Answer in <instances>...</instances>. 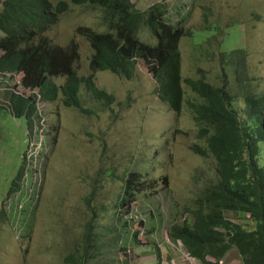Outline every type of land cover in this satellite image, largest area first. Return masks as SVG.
Returning a JSON list of instances; mask_svg holds the SVG:
<instances>
[{
    "label": "rangeland",
    "instance_id": "rangeland-1",
    "mask_svg": "<svg viewBox=\"0 0 264 264\" xmlns=\"http://www.w3.org/2000/svg\"><path fill=\"white\" fill-rule=\"evenodd\" d=\"M50 1L54 5L66 1L69 9L58 15L44 36L58 47L70 46L74 57L70 66L80 77L89 76L93 50L77 30L106 31L102 12L69 0ZM134 2L142 11L162 5L168 22L194 28L192 37L186 36L180 43L181 81L198 78L202 71L207 78H215L218 63L207 58V52L224 41V49L246 46L249 71L258 77V89L264 91V0ZM2 8L0 0V12ZM207 20L218 23L221 29L215 41L202 44L200 37L213 33L204 29ZM139 38L157 44L147 28ZM23 77L19 71L0 70V264H68L65 259L70 254H82L76 245L85 244L84 225L90 219L94 237L88 264H203L191 258L181 243L178 246L166 238L174 219L180 220L184 213L177 211L192 207L195 198L218 181L215 160L190 149L198 141L194 140L196 126L186 101H193L196 95L186 89V101L176 112L158 96V82L145 67L138 68L132 79L100 72L94 78L95 85L115 96L109 107L92 99L84 88L83 108L89 113L66 108L62 95L54 103L39 102L40 127H44V137L48 131L50 148L49 156L42 159L37 156L42 135L35 122L29 123V108L23 110L13 104L19 101L12 95L15 86L18 92L28 93ZM64 81V77L54 79L59 86ZM138 170H147L144 175L149 173L158 187L147 193L136 192L128 199L120 210L123 225L118 210L126 193L124 180L128 173ZM24 178L28 180L25 187ZM17 184L24 191L10 194ZM9 194L12 201L3 208ZM20 212L24 214L18 215ZM228 215L236 218V214ZM114 219L122 226H115L118 229L113 240L110 228L115 225ZM20 224L28 228L25 238L17 234ZM133 232L131 238L129 233ZM158 252L161 258L150 260ZM225 257L224 264H241L235 249Z\"/></svg>",
    "mask_w": 264,
    "mask_h": 264
},
{
    "label": "trees",
    "instance_id": "trees-1",
    "mask_svg": "<svg viewBox=\"0 0 264 264\" xmlns=\"http://www.w3.org/2000/svg\"><path fill=\"white\" fill-rule=\"evenodd\" d=\"M69 1L102 12L106 31L77 30L93 49L90 67L94 72L89 77H80L73 71L72 48L58 47L44 39L34 44L33 36L54 24L58 15L69 9L66 1L54 5L50 0H3L0 70L29 68L36 75L32 86H39L44 100H54V94L61 89L64 104L83 113L91 111L83 108L84 100L79 96L82 84L95 101L107 107L115 101L112 94L95 86L94 73L109 71L132 79L139 62L154 74L158 81L157 94L172 110L178 111L183 106L186 89L196 93L195 100L186 102L198 141L190 149L215 160L218 181L208 185L193 207L185 209V219L173 224L169 236L175 241L181 240L190 255L203 264H220L232 249L237 251L241 264H264V91L258 89L259 79L249 71L246 46L224 49V41L214 42L207 58L218 63L216 77L207 78L202 71L198 78L187 77L181 81L180 43L184 37H192L194 28L165 24L161 5L142 11L134 0ZM144 26L156 34L157 45L139 39ZM204 29L213 33L200 37L199 42L211 44L221 28L218 23L207 20ZM47 74L66 76L67 81L58 87L48 80ZM142 177L140 171L128 173L119 210L132 195V185ZM228 213L236 214V218ZM93 237L89 224L85 244L76 245L82 254L77 257L72 253L66 262L88 264Z\"/></svg>",
    "mask_w": 264,
    "mask_h": 264
},
{
    "label": "clouds",
    "instance_id": "clouds-1",
    "mask_svg": "<svg viewBox=\"0 0 264 264\" xmlns=\"http://www.w3.org/2000/svg\"><path fill=\"white\" fill-rule=\"evenodd\" d=\"M154 5H157V4H154ZM154 5H152V6H154ZM152 6H150V7H152ZM162 6V5H161ZM149 7V8H150ZM162 7H164V6H162ZM144 11V10H143ZM165 11V10H164ZM165 16H166V11H165V15H164V23L165 24H167V25H170V26H180L181 25V22L179 23V24H177V23H171V22H168L167 20H166V18H165ZM51 24H53V23H51ZM50 25V24H49ZM48 25V26H49ZM48 26H47V28L46 29H43V31L42 32H40V33H38L36 36H33V39H34V44H40V42H41V39H44L45 41H49V38H48V36H44V34L48 31ZM144 28H147V29H149L153 34H154V36H155V38H156V40H157V43H158V37L156 36V34L148 27V26H144L143 28H142V30L144 29ZM181 28H183V29H185L184 27H182L181 26ZM192 29V28H191ZM141 30V31H142ZM140 31V32H141ZM3 32V31H2ZM140 34V33H139ZM40 35H42L41 37H40ZM3 36H4V34H3ZM139 36V35H138ZM38 37H40V38H38ZM140 39V38H139ZM144 43H146V42H144ZM146 44H149V43H146ZM149 45H151V44H149ZM157 45V44H156ZM56 46V45H55ZM91 46V45H90ZM155 46V45H154ZM60 47V46H59ZM62 48H68V47H62ZM69 48H71L70 46H69ZM92 48V47H91ZM93 50V49H92ZM74 58V57H73ZM92 59V58H91ZM73 61V60H72ZM90 63H91V61H90ZM142 67V65L140 64V62H139V64L137 65V68H136V70H135V72L136 71H138V68H141ZM143 67H145V66H143ZM90 69H91V67H90ZM6 69H4V70H1V71H5ZM6 71H9V72H12V71H10V70H6ZM13 71H19L20 73H23L24 74V77L22 78V84H23V86L26 88V90H25V92H28V93H21V92H18V89L16 88V86H15V93H12V95H14V96H17L18 98H19V101L18 102H16L15 100L13 101V104H15V103H17V104H19L21 107H22V109H26V108H29V110H28V112L29 111H32L31 112V115L29 116V119H30V121H29V123H32V122H35L36 124H37V129L40 131V133H41V135H42V145L37 149V156L38 157H41L42 159H45V157H48L49 156V153H50V148H49V146H48V131H47V129L45 130L46 131V137H44L43 135H44V127H40V118H39V116H38V114H40V115H42L41 114V111L39 110V102H42V103H44L45 105H46V103H54L55 101H57V97L58 96H61L62 95V97L61 98H63V103H64V95H63V93H62V90L61 89H59L58 90V93H55L54 95V97H55V99L54 100H44L43 99V96H42V93L40 92V88H39V86H32V83L35 81V79H36V75L35 74H33L30 70H29V68H27V67H22L21 69H14ZM73 71L76 73V71L73 69ZM94 71H92V69H91V74L93 73ZM100 72H104V71H98L97 73H94V77H93V79L95 78V76L97 75V74H99ZM3 74H5V73H3ZM77 74V73H76ZM90 74V75H91ZM5 75H7V74H5ZM78 75V74H77ZM89 75V76H90ZM79 76V75H78ZM89 76H87V77H89ZM46 77H48V80L50 81V82H52V83H55L54 82V79L55 78H58V77H64L65 78V81H64V83L61 85V86H63V85H65V83H66V81H67V77L66 76H62V75H60V76H54V75H51V74H47L46 75ZM84 77V76H83ZM156 78V77H155ZM157 80V79H156ZM94 83H95V79H94V81H93ZM158 82V81H157ZM58 87H61V86H59L57 83H55ZM96 84V83H95ZM96 87H97V85H95ZM158 86V85H157ZM186 87V85H184V88ZM85 89L87 92H89L88 90H87V88H86V86L84 85V84H82V87H81V89H80V92H79V96H80V99L82 98V89ZM98 88V87H97ZM98 89H100V88H98ZM100 90H104V89H100ZM106 91V90H105ZM188 91L190 92V93H192L191 91H190V89L188 88ZM89 96H91L92 97V95L90 94V92L89 93H87ZM110 94V93H109ZM195 95H196V93H194ZM114 96V95H113ZM115 97V96H114ZM196 98H197V95H196ZM195 98V99H196ZM83 99V98H82ZM194 99V100H195ZM187 100H190V101H192L191 99H187ZM186 101V94H185V100H183V102H185ZM187 102V101H186ZM100 103V102H99ZM102 104V103H101ZM65 105V104H64ZM103 105L104 106H106V104L105 103H103ZM26 106V107H25ZM66 106V105H65ZM169 106V105H168ZM107 107V106H106ZM66 108H68V109H70L71 107H67L66 106ZM73 109H76V108H74V107H72ZM171 110H172V108H170ZM77 110H79V109H77ZM172 111H176V110H172ZM176 112H179V110L178 111H176ZM38 113V114H37ZM194 121V120H193ZM195 128V127H194ZM194 131H195V134H196V129H194ZM194 140H196V137L194 138ZM41 152H43L44 154L43 155H41ZM37 170H39V169H41L40 167H37L36 168ZM35 170V169H34ZM139 171V170H138ZM147 172V170H143V171H141L142 172V174H143V177L140 179V182L136 185V187L132 190V195L129 197V198H132V197H134V195H135V193L137 192L138 194H142V193H147V190L148 189H150V188H154V190H156V188L158 187L157 186V184H158V182H157V180L156 179H154V178H149V173L148 174H146V175H144L146 172ZM22 176V175H21ZM20 176V177H21ZM19 179V178H18ZM22 182H23V185H24V187H25V184L28 182V180L26 179V178H24L23 180H22ZM135 183V182H134ZM150 183H153V184H150ZM18 187V190L16 191V188ZM18 191H24L21 187H20V185L19 184H17L16 185V187L15 188H13V190H11L10 191V194H15L16 192H18ZM125 192V191H124ZM9 194V196H8V198H7V200L3 203V205H2V207L4 208L5 207V205L6 204H8L10 201H12V198H13V196L12 195H10ZM10 198H11V200H10ZM195 200H196V198H195ZM128 201V200H127ZM126 201V202H127ZM25 202V201H24ZM23 201H21V203L23 204L24 203ZM26 202H28V201H26ZM37 203V200L35 201V204ZM35 207L36 206H34V207H32V209H30L31 211H33L34 209H35ZM187 207H191L190 205L189 206H185V207H183L180 211H177V213L178 212H181V214H182V217H181V219L184 217V219H185V213H186V211H185V209L187 208ZM193 207V206H192ZM118 213L120 214L119 215V217H120V221H121V223H123V225H124V219H123V216H122V214L120 213V210H118ZM18 215H23L24 214V212H20V213H17ZM187 214V213H186ZM29 219H31V216H29ZM29 219H27V220H29ZM181 219L180 220H178V219H174V222L172 223V226H171V228L173 227V224L174 223H180L181 222ZM31 222L32 221H30V225H32L31 224ZM115 222H117L116 220H115ZM121 223H119V222H117V223H115V225L114 226H112L113 228H110L111 230H112V238H113V240H114V238H115V236L113 235V233L118 229V227H120V226H122V224ZM90 224V226H92L91 225V219L88 221V224H85L84 225V229H85V232L87 231V228H88V225ZM119 225L118 227H115L116 225ZM93 227V226H92ZM17 229L19 230V233H17L19 236H22L23 238H25V236H24V233L25 232H27L28 231V228H26L25 227V225H22V224H20V226H17ZM27 230V231H26ZM170 231L171 230H169V232L166 234L167 235V241H171V240H173L172 238H170V236H169V234H170ZM135 232H133V233H129V235H130V237L132 238V236H133V234H134ZM122 235V234H121ZM96 236H97V242H98V237L100 236V233H97L96 234ZM108 239H109V241L110 240H112V239H110V238H107V241H108ZM174 241V243H177V245L179 246V244L181 243L183 246H184V244H183V242L181 241V240H177V241H175V240H173ZM185 247V246H184ZM154 250H155V252H156V250H157V248H155L154 247ZM187 250V249H186ZM189 255H190V253H189ZM237 255H238V253H237ZM191 256V255H190ZM227 256V255H226ZM161 257H160V253L158 252L157 254H156V258H155V260H158V259H160ZM191 258H193V259H196V258H194V257H192L191 256ZM225 258L226 257H224L223 259H221V262H220V264H224L223 263V260H225ZM238 259L240 260V257H239V255H238ZM196 260H198V259H196ZM66 261V260H65ZM199 261V260H198ZM185 263V262H184ZM240 263V262H239ZM162 264H163V262H162Z\"/></svg>",
    "mask_w": 264,
    "mask_h": 264
},
{
    "label": "crops",
    "instance_id": "crops-1",
    "mask_svg": "<svg viewBox=\"0 0 264 264\" xmlns=\"http://www.w3.org/2000/svg\"><path fill=\"white\" fill-rule=\"evenodd\" d=\"M150 260H155V258L152 257V258H150Z\"/></svg>",
    "mask_w": 264,
    "mask_h": 264
}]
</instances>
